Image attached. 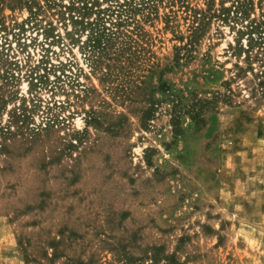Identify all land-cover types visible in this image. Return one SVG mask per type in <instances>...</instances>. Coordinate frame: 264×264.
<instances>
[{
	"label": "rangeland",
	"instance_id": "1",
	"mask_svg": "<svg viewBox=\"0 0 264 264\" xmlns=\"http://www.w3.org/2000/svg\"><path fill=\"white\" fill-rule=\"evenodd\" d=\"M140 2L0 0V264H264V0Z\"/></svg>",
	"mask_w": 264,
	"mask_h": 264
},
{
	"label": "trees",
	"instance_id": "2",
	"mask_svg": "<svg viewBox=\"0 0 264 264\" xmlns=\"http://www.w3.org/2000/svg\"><path fill=\"white\" fill-rule=\"evenodd\" d=\"M144 1H146V0H141L140 5H142L143 3H145ZM125 4L128 5L130 3L127 2ZM125 4H124V6H126ZM121 11L122 10H117L116 15H115V18H114L115 21H112V18L109 19L110 20L109 22L112 23V25L115 26V27H119L122 24V22H123L120 19L121 18ZM114 12H115V10H113L111 8H108V9L106 8V9H103V10L99 9L97 13H98V16L100 14H103V15L106 14L109 17V15L113 14ZM197 14H199V13L196 11L194 13V15H195L194 18H196L197 20L198 19H203L204 15L202 17H200V15H201V13H200L198 15L199 18H197V16H196ZM83 17H84L83 15L80 16L81 19ZM102 18L101 19L98 18L99 21H98V19H96L95 22H89V21H86L85 22V26H86V28L88 27V30H89L88 31V35H87V38H86V40L84 42V43H86V47H90V48L98 47V48H101L102 46L108 44L110 41H112V40L115 39V37L113 35L114 32L109 27H106L105 21L102 20ZM81 19H80L81 22H79V23L80 24H83V21ZM196 26L197 25H195L194 29H197ZM44 38L46 40H48V39L51 38L50 39V42L51 43H56V42L57 43H61L62 40H63V38L61 37V35L59 33H54V27H52V26L45 30V32H44ZM43 44L44 43L41 44V47L44 50V56L46 57V59L42 61V64L45 65L44 66L45 74L44 75H41V76L44 77V81L42 82L43 85L49 86V84L51 82L48 79V74L50 72L55 73L56 66L54 65L53 67H50L47 70L46 63L48 62V57L47 56H48L49 48L48 47H44ZM59 64L61 65V71H64L63 66H65V65L63 63H59ZM55 79L59 81L60 78H59V76H55ZM52 87L54 89L56 88L54 85ZM174 115H176V116L175 117L172 116V119H173V121H177V116L178 115L175 113V111H174Z\"/></svg>",
	"mask_w": 264,
	"mask_h": 264
},
{
	"label": "built area",
	"instance_id": "3",
	"mask_svg": "<svg viewBox=\"0 0 264 264\" xmlns=\"http://www.w3.org/2000/svg\"><path fill=\"white\" fill-rule=\"evenodd\" d=\"M49 43H50V42H49ZM44 44H46V43H44ZM44 44H43V45H44ZM48 45H49V44H47V46H48ZM41 48H42V47H41Z\"/></svg>",
	"mask_w": 264,
	"mask_h": 264
}]
</instances>
